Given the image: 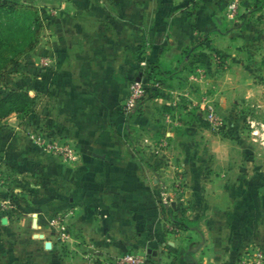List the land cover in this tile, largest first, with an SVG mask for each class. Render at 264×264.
Returning <instances> with one entry per match:
<instances>
[{"label": "crops", "instance_id": "0c3cea01", "mask_svg": "<svg viewBox=\"0 0 264 264\" xmlns=\"http://www.w3.org/2000/svg\"><path fill=\"white\" fill-rule=\"evenodd\" d=\"M30 1L42 20L30 54L42 66L29 92H41L44 127L74 147L78 159L67 163L19 136H1L3 148L10 146L1 156L14 166L13 188L41 185L56 205L68 198L75 214L67 247L40 242L20 252L16 244L29 232L55 236L43 206L31 203L22 214L4 213L0 196V264H110V257L126 251L148 255L150 264H238L249 245L264 248V183H248L244 167L213 183L196 181L186 162L187 197L173 213L197 226L168 233L156 178L131 145L136 137L167 130L170 124L163 125L175 115L182 123V135L168 130L182 146L175 152L191 155V112L193 102L207 100L206 75L188 81L194 79L188 70L193 56L186 50L206 31H214L210 39L216 43L221 39L228 0L195 7L189 6L195 0ZM143 60L160 63L167 73L156 97L128 121L121 105ZM200 237L201 245L190 246L191 238ZM3 239L10 245L2 246Z\"/></svg>", "mask_w": 264, "mask_h": 264}, {"label": "rangeland", "instance_id": "374dc122", "mask_svg": "<svg viewBox=\"0 0 264 264\" xmlns=\"http://www.w3.org/2000/svg\"><path fill=\"white\" fill-rule=\"evenodd\" d=\"M230 1L226 3V10ZM211 2L214 4L215 1L195 0L194 3L190 2L189 6H202ZM238 4L237 16L235 19L226 17L227 23L221 27L224 34L217 43L214 39H210L214 31H206V34L197 41L196 46L187 47L186 50V53L193 56L188 70L193 73L191 76H194V79L189 78L188 81L197 83V77L206 75L204 93L207 100L193 102L194 108L191 112L194 123L191 130L193 138L190 139L191 147H189L191 155L185 158L175 152L182 147L174 135L168 134L170 130L175 131L177 136L182 135V130L179 131L182 125L181 119L176 118L175 115L168 117V121L164 119L167 121L163 125L164 128L170 124L167 130H158L148 138L136 137V141L131 143L133 149L140 154L139 158L150 166L156 178L157 198L161 209L168 215L166 218L169 224L168 233L176 231V229L170 231L173 224L169 210L172 212L175 209L181 210L183 208L181 205L187 197L188 173L183 166L186 162L194 167L196 181L205 179V182L217 183L224 180L226 175L228 177L231 174L228 173L229 171L244 167L246 171H243V176L248 183L251 181L264 183V0H238ZM33 7L30 0H0V30L3 35L9 36V43L3 52L0 51V66H4L0 67V94L4 96L13 89L25 90L36 102L33 111H14L6 117L0 115V141L4 139L1 136L5 139L10 136L24 137L34 149L46 153L51 151H47L34 140L36 134L50 135L43 124L45 107L42 95L41 92L34 94L29 92L32 88L29 81L39 75L42 65L40 59L37 62L33 61L30 51L25 52L28 43L35 38L34 18L36 11L39 10L35 6L37 10L34 11ZM9 57L14 60L9 62ZM200 59L204 61L203 64L199 63ZM208 105L216 108L224 123L223 126L213 127L205 118ZM9 148L10 146L3 148L0 143V162L7 175L6 182L0 184V196L6 200L2 211L22 214L31 203L40 208L43 206L48 217L47 227L52 231L51 224L61 214L67 216L71 234V220L75 210L70 206L68 198L65 204L60 206L56 205L57 202L50 193L42 192L41 185L30 184L31 188L25 185L19 189L11 186L12 179L16 178H13L14 166H11L10 159L6 160L1 156ZM51 154L70 164L78 159L66 160L61 155L52 152ZM10 167L13 168L12 171ZM32 176L35 177V182L41 184L40 176L35 174ZM238 180L241 178L239 177ZM179 182L181 188L177 187ZM187 223L190 226H197L194 221ZM28 234V238L16 244L20 252L22 249L28 251L30 245L40 242L49 248L52 244L67 247L70 241L69 239L67 242H58L51 236L40 238L36 234L32 236L31 232ZM7 240H2V246H7ZM189 241L192 247L203 242L202 237L191 238ZM256 247L263 248L260 245H249L248 249L253 251ZM242 256L244 254H241Z\"/></svg>", "mask_w": 264, "mask_h": 264}, {"label": "built area", "instance_id": "2783aa9c", "mask_svg": "<svg viewBox=\"0 0 264 264\" xmlns=\"http://www.w3.org/2000/svg\"><path fill=\"white\" fill-rule=\"evenodd\" d=\"M239 9L238 0H231L228 4L227 17L229 19H235ZM147 61L143 60L140 62L141 67H145ZM146 75L141 74L140 80L133 78L128 86V93L121 105V111L124 115L128 116L130 113L134 112L135 109L140 107L141 101L146 92ZM205 118L212 124L213 127L223 126V121L218 111L213 105H208L205 110ZM36 143L47 151L61 155L66 160L77 159V151L74 147L69 144L62 143L52 137L51 135L36 134L34 137ZM0 162V184L6 182L7 175L5 173V168L1 166ZM177 187L181 188V182L177 184ZM179 188L177 189L178 194L180 193ZM6 202V201H5ZM53 228L52 233L56 241L67 242L71 238L69 224L67 216L59 215V217L51 224ZM176 229L172 227L171 231ZM239 261V264H264V249L256 247V250H249L243 253ZM148 260L146 254H141L138 252H125L119 255L110 257V264H145Z\"/></svg>", "mask_w": 264, "mask_h": 264}, {"label": "trees", "instance_id": "16d2710c", "mask_svg": "<svg viewBox=\"0 0 264 264\" xmlns=\"http://www.w3.org/2000/svg\"><path fill=\"white\" fill-rule=\"evenodd\" d=\"M35 6L33 7V10H35ZM34 22L36 23L34 26V33L35 38L30 41L26 47L25 52H29L31 50H34L36 46L39 43L41 29H42V23L41 18L39 15V12L36 11V17L34 18ZM7 43H9V36H5L2 34L0 30V51L3 52L4 48L6 47ZM19 56V55H18ZM14 59L9 57V62H12ZM4 67V66H0ZM167 70H164L162 68V65L160 63H154L147 62V65L145 67H141L140 74L146 75V92L145 96L143 97V101H141L140 106L147 101V99L151 98L153 99L156 97V92L159 90L163 76L166 75ZM34 97H31L28 92L25 90H11L8 94L2 96L0 94V115L1 116H9L14 111L16 112H28L33 111L36 107V102H34ZM140 108V107H139ZM139 108L135 109L134 112L130 113L128 116H126L127 120L133 116V114L139 110ZM169 213L171 215V224H173V227L177 229H186L189 228L190 224L189 220L185 218H179L176 214L172 212V210H169ZM148 260L145 264H150L151 260L149 259V256L147 255Z\"/></svg>", "mask_w": 264, "mask_h": 264}, {"label": "water", "instance_id": "95a60500", "mask_svg": "<svg viewBox=\"0 0 264 264\" xmlns=\"http://www.w3.org/2000/svg\"><path fill=\"white\" fill-rule=\"evenodd\" d=\"M136 79H137V80H140L141 78H140V77H137Z\"/></svg>", "mask_w": 264, "mask_h": 264}]
</instances>
